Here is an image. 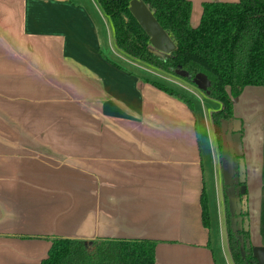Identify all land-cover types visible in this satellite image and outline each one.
Masks as SVG:
<instances>
[{
	"label": "crops",
	"instance_id": "crops-1",
	"mask_svg": "<svg viewBox=\"0 0 264 264\" xmlns=\"http://www.w3.org/2000/svg\"><path fill=\"white\" fill-rule=\"evenodd\" d=\"M190 1L197 26L205 2L237 0ZM103 12L96 0H0V264H38L51 237L149 239L156 264H225L201 218L206 165L220 168L211 115L188 82L120 52ZM162 76L199 104L149 82ZM234 114L254 247L264 87H245Z\"/></svg>",
	"mask_w": 264,
	"mask_h": 264
},
{
	"label": "trees",
	"instance_id": "trees-1",
	"mask_svg": "<svg viewBox=\"0 0 264 264\" xmlns=\"http://www.w3.org/2000/svg\"><path fill=\"white\" fill-rule=\"evenodd\" d=\"M109 18L116 47L120 52L168 75L179 77L195 86L193 79L200 73L210 82L206 93L221 103L211 114V125L218 152L222 146L221 124L234 117V99L247 86L264 87V0L205 2L200 22L192 26L190 0H142L176 44L171 54L159 53L149 36L129 10L132 0H96ZM184 71L186 75H180ZM149 82L190 107L187 95L159 81ZM264 165V141H263ZM259 231L264 245V166L262 167ZM226 220V241L232 264H258L252 254L249 231L233 230L228 195L223 193ZM207 191L201 195V218L210 229ZM244 235L242 243L239 236ZM51 246L38 264H156L157 241L149 239L47 238ZM245 246L246 256L240 248ZM27 264V263H22Z\"/></svg>",
	"mask_w": 264,
	"mask_h": 264
},
{
	"label": "water",
	"instance_id": "water-1",
	"mask_svg": "<svg viewBox=\"0 0 264 264\" xmlns=\"http://www.w3.org/2000/svg\"><path fill=\"white\" fill-rule=\"evenodd\" d=\"M129 10L133 17L137 20L142 29L149 36V42L153 48L160 54H171L176 50L175 42L167 34L166 30L162 28L157 21L154 13L149 9L146 3L142 0H132L130 2ZM180 75H186L184 71H178ZM193 82L202 91L209 93L210 82L207 76L202 73L198 74ZM222 150L221 155L224 159L222 163V176L224 184L228 186L229 194V211L232 215L231 226L232 229L250 230V222L248 218L242 216V211H248V203L243 205L240 198L236 196L237 188L234 186L236 182L241 181L243 186L241 192L246 193V166L243 152V133L242 121L240 119L222 120ZM236 168L239 169V175L235 176ZM235 177V178H234ZM241 242H244V235L239 236ZM241 254L246 256V247L241 246ZM252 254L258 264H264V245L254 246Z\"/></svg>",
	"mask_w": 264,
	"mask_h": 264
},
{
	"label": "rangeland",
	"instance_id": "rangeland-1",
	"mask_svg": "<svg viewBox=\"0 0 264 264\" xmlns=\"http://www.w3.org/2000/svg\"><path fill=\"white\" fill-rule=\"evenodd\" d=\"M151 71H153L154 73H158L157 71L150 69L149 71L150 76H155ZM156 79L157 80L159 79V82H162L164 84H167V83L170 84L171 87H173L174 89L182 93H185V95L189 96V98L192 97L193 99H196V97L192 93L187 92L186 89L183 88L184 86L177 85L176 83L173 82V81L177 82V79L171 78L169 76H162V78L159 77ZM192 87L194 88L195 93L198 94L200 97H202L201 99L203 100L208 116L212 115L211 114L212 112L217 111L221 108V103L219 101L214 100L213 98L209 97L206 93H204V91L200 90L199 88L195 86H192ZM196 100H197L196 102H198L199 104V100L198 99ZM199 118H200V122H199L198 128L199 130H201L200 133L202 135H205L207 134L205 121L201 117ZM207 124H208V121H207ZM202 139L204 140V138ZM206 180H208L207 187H208L209 192H207V197H208V204H209V212L211 213L210 214V222H211L210 227L213 229L212 231H213V241H214V246H215L214 248L216 252H218L219 258H221L222 256V254L220 255V252L223 251L225 254L224 258L226 259V262L228 264H232L230 256H229V251L227 248V241H226V231L227 230H226V220H225L224 202H223V198H224L223 197V180H222L221 169L219 168V164H215V168L212 166L209 169V164L207 163ZM220 215H221V220H222V225H223L222 232L220 231V226H219V216ZM221 235H222L223 245H221ZM222 246H223V249H222Z\"/></svg>",
	"mask_w": 264,
	"mask_h": 264
},
{
	"label": "flooded vegetation",
	"instance_id": "flooded-vegetation-1",
	"mask_svg": "<svg viewBox=\"0 0 264 264\" xmlns=\"http://www.w3.org/2000/svg\"><path fill=\"white\" fill-rule=\"evenodd\" d=\"M233 119H235V116L233 117V118H231V119H225V120H233ZM238 119V118H237ZM243 131H244V129H243V127H242V133H243ZM243 136H244V133H243ZM221 137H222V132H221ZM242 141H243V137H242ZM221 150H222V146H221V149H220V152H218V154H219V160H220V169H221V176H222V163H223V161H224V159L222 158V155H221ZM243 152H244V150H243ZM244 157V156H243ZM245 160V159H244ZM245 166H246V163H245ZM239 175V169L238 168H236V173H235V176H238ZM246 175H247V172H246ZM235 178V177H234ZM222 180H223V176H222ZM246 181H247V176H246ZM248 182V181H247ZM247 182L245 183L246 184V193L245 194H243L242 192H241V187L243 186V183H241V181H239V182H236L235 184H234V186L237 188V190H236V196L238 197V198H240L241 199V201H242V203H243V205L245 204V202H247L248 203V192H247ZM223 193H227V195H228V197H229V194H228V186L227 185H225L224 184V180H223ZM230 198V197H229ZM229 198H228V209H229ZM230 212V211H229ZM232 216V215H231ZM242 216L244 217V218H248L249 219V213H248V211L247 212H244V211H242ZM233 218V217H232ZM232 218H231V220H232ZM232 227V226H231ZM234 230V229H233ZM236 230H238V228L236 229ZM235 230V231H236ZM240 230V229H239ZM246 232V231H245ZM249 235H250V231H249Z\"/></svg>",
	"mask_w": 264,
	"mask_h": 264
}]
</instances>
